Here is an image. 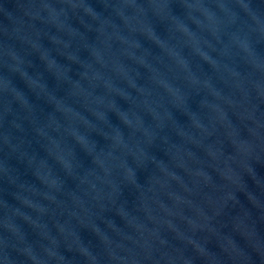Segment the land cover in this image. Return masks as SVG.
Returning <instances> with one entry per match:
<instances>
[{"label":"water","instance_id":"water-1","mask_svg":"<svg viewBox=\"0 0 264 264\" xmlns=\"http://www.w3.org/2000/svg\"><path fill=\"white\" fill-rule=\"evenodd\" d=\"M0 264H264V0H0Z\"/></svg>","mask_w":264,"mask_h":264}]
</instances>
